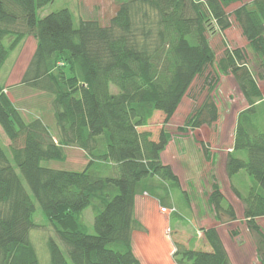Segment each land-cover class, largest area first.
Instances as JSON below:
<instances>
[{
  "label": "trees",
  "instance_id": "trees-1",
  "mask_svg": "<svg viewBox=\"0 0 264 264\" xmlns=\"http://www.w3.org/2000/svg\"><path fill=\"white\" fill-rule=\"evenodd\" d=\"M53 1L0 0V70L23 37L36 39L20 82L53 95L58 132L55 138L41 117L26 119L0 82V125L11 141L9 151L0 142V264H39L30 238L35 201L67 247L69 259L49 237L51 264H141L132 233L145 227L136 218L135 197L149 191L142 181L154 178L181 189L161 157L172 137L164 125L195 78L214 64L234 76L247 101L225 168L264 264V232L257 222L264 217V96L258 83L264 79V0H253V8L244 0H119L107 25L92 19L78 27L67 7L38 17V9ZM234 2H243L232 14L258 58L256 74L244 48L227 47L217 60L209 41L208 32L232 26L227 7ZM208 74L211 91L218 78ZM218 118V106L206 94L178 129L211 126ZM72 145L88 156L82 170L41 164L64 160L65 146ZM241 152L247 157L237 156ZM242 170L252 177L246 191L233 180ZM208 202L216 218L237 219L217 182ZM88 206L95 233L82 221ZM203 234L202 249L175 241L177 264H232L217 228H203Z\"/></svg>",
  "mask_w": 264,
  "mask_h": 264
},
{
  "label": "rangeland",
  "instance_id": "rangeland-1",
  "mask_svg": "<svg viewBox=\"0 0 264 264\" xmlns=\"http://www.w3.org/2000/svg\"><path fill=\"white\" fill-rule=\"evenodd\" d=\"M253 0H244L250 8H253ZM243 2H234L227 7L231 14L232 26L225 31L218 29L208 32L209 41L215 50L216 59L223 56L225 49L241 47L246 51L249 67L255 74L259 71L258 58L250 45L247 38L242 33L240 25L232 14L233 9ZM119 0H54L48 5L38 9V17L41 18L53 11L61 8H69L73 14L74 25L78 27L82 21L97 20L102 25H107L111 17L116 13ZM141 14V12H140ZM139 14V15H140ZM153 17V14H151ZM36 49V39L33 36L23 37L18 45L11 51L9 57L5 61L0 70V82L4 84V91L14 100L26 119L33 117H41V119L50 127L55 138H58L56 119L54 115L52 94L35 90L26 84L20 82L23 72L29 64ZM218 62V61H216ZM218 66H207L203 74L197 76L190 87L188 94L182 99L178 109L164 125L171 134L173 141L168 148L161 154L164 163H168L175 168L176 174L179 176L181 189H177L170 185L167 181H142L146 184V188L158 196H166V200L170 206H161L162 215L170 217L167 225L164 227L166 240H168L169 259L166 264H177L174 259L176 251L175 240L183 243L190 242L188 245L194 249H202L204 247L202 238H204L203 228L215 226L220 237L228 251L232 264H262L256 250L255 240L257 238L256 231L250 229L243 216V203L235 195L228 182L226 173V159L228 151L232 150V138L235 131L237 116L240 110L247 106L234 76L231 73L224 74L217 71ZM216 74L218 82L210 91L208 90L205 77L207 74ZM208 74V75H209ZM259 86L264 96V79L258 80ZM113 92H117L115 85L111 86ZM206 94L215 101L219 110V118L214 125H203L198 131V137L202 138L208 147L210 155H205L203 146L188 133L194 130L193 127H187L186 130L178 129V126L184 125V121L192 114L201 104ZM162 119V118H161ZM163 122V121H162ZM163 124V123H162ZM211 130V136L208 137V128ZM156 130V127L155 129ZM188 136L186 139H181ZM210 138V139H209ZM0 142L8 149L10 139L5 134L0 125ZM170 142V141H169ZM205 147V146H204ZM67 159L64 160H42L41 164L60 169L82 170L85 168V159L88 158L85 152L77 146H65ZM239 157H247L245 152L237 153ZM213 160V161H212ZM181 167V168H180ZM198 167V168H196ZM21 174L19 169H16ZM242 174L248 179L242 180L241 175H237V186L246 191L244 185L250 184L252 177L244 170ZM202 181V183H201ZM249 181V182H248ZM189 182V183H188ZM217 182L224 193L232 200L230 202L236 212L237 219L229 220L228 216L223 215L216 218L213 207L209 205L208 196L212 189V183ZM23 183L27 190L29 187L25 180ZM151 183L157 186L152 188ZM188 183V184H187ZM222 183V186H221ZM182 186L186 189L183 192ZM153 189L156 191L154 192ZM226 197V199L228 198ZM229 201V199H227ZM193 207H192V203ZM36 203V211L34 213V221L36 223L30 231V238L36 248L39 264H51L50 251L48 247L49 237H54L66 257H68L66 245L58 238L51 222L44 215L39 203ZM201 208V209H200ZM201 210V212H200ZM82 221L87 225L89 233H95L94 227V211L92 206H88L82 212ZM213 222V223H212ZM258 224L264 232V220L257 219ZM262 223V225H261ZM232 230H237V234H232ZM239 235V237H236ZM172 239H171V237ZM162 237V239H165ZM168 238V239H167ZM170 238V239H169ZM154 242V241H153ZM159 247L158 242L155 245ZM142 264V263H141Z\"/></svg>",
  "mask_w": 264,
  "mask_h": 264
},
{
  "label": "crops",
  "instance_id": "crops-1",
  "mask_svg": "<svg viewBox=\"0 0 264 264\" xmlns=\"http://www.w3.org/2000/svg\"><path fill=\"white\" fill-rule=\"evenodd\" d=\"M162 126H163V124H162ZM201 128H203V126L200 128H196L194 130H190L188 132V133H190L189 136L191 138H193L195 140V142H197V144L199 143V145H200V141H203L202 138H197L198 137V135H197L198 131ZM207 128H208L207 134H208V137H210L211 136V130L209 129V127H207ZM187 137L188 136H185L183 138L182 136H179V138H181V139H186ZM233 140H234V135L232 138V143H233ZM172 141H173V139L170 140L169 144ZM205 141L207 142V140H205ZM169 144H168V146H169ZM168 146H167V148H168ZM163 154H164V152H162V155ZM66 159H67V155H66ZM84 159H85V164H86L88 162V158H84ZM168 163H172V162H168ZM196 168H198V167H196ZM174 171L176 172L175 168H174ZM241 174H242V172L238 173L237 175H241ZM237 175H236V177H237ZM236 177L233 178L235 183H236ZM241 177H242V180H244V179L250 180V178H246V176H244V175H241ZM157 180H158L157 178H154V180H152V181H157ZM158 181H160V180H158ZM160 182L162 183V181H160ZM228 182H229V178H228ZM201 183H202V181H201ZM250 184L246 183V185H244L245 188L249 187ZM145 185L146 184H143L142 188H145L146 187ZM221 186H222V183H221ZM182 190H186V189L182 186ZM166 196L167 195L158 196V194L152 193L150 190L149 191L145 190V191L138 193L135 197V215H136V218L144 225L145 229L144 230L135 229L133 231V233H132V245H133V250H134L136 256L138 257V259L140 260V262L142 264H166L167 263L166 261H168V259H169L168 255H169L170 250L168 251V249H169L168 244H167L168 240H166V238H165L166 234L164 232V227H165V225H167L170 217L162 215V213L160 211L161 206H170V204L166 200H164L166 198ZM226 197H228V196H226ZM227 199H229V202H232L231 201L232 199L230 197H228ZM191 205L193 207V203ZM200 212H201V210H200ZM257 219L264 220V217H258ZM213 225L216 226L215 223H213ZM261 225H262V223H261ZM262 227H264V223H263ZM205 228H206V226H205ZM201 231H203V229ZM231 233L235 235V234H237V230H232ZM162 237H164L165 239H162ZM236 237H239V235H236ZM171 239H172V237H171ZM174 240L177 242L179 241L177 239H174ZM155 242H158L159 247L154 246ZM183 243L188 245L190 242L184 241ZM202 243L204 245V238H202ZM193 248H196V247H193Z\"/></svg>",
  "mask_w": 264,
  "mask_h": 264
}]
</instances>
